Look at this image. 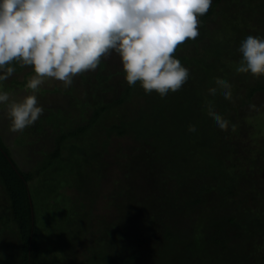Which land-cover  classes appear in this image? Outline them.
<instances>
[{
	"label": "trees",
	"instance_id": "trees-1",
	"mask_svg": "<svg viewBox=\"0 0 264 264\" xmlns=\"http://www.w3.org/2000/svg\"><path fill=\"white\" fill-rule=\"evenodd\" d=\"M221 1L215 0L200 17H223L220 29L206 33L202 26L199 35V40L206 37L213 58L190 56L182 45L175 53L190 71L179 91L162 98L155 91L145 93L139 82L134 87L126 82L120 94L100 101L91 112L84 103L85 121L78 125L63 105L48 108L37 125L40 131L52 130V149H36L43 157L36 156L37 167L31 169L19 165L0 132V185L10 201V217L0 219L14 223L20 239L9 264H63L69 258V264H76L77 246L88 235H98L104 244L98 264L264 262V255L255 254L258 242H264L263 206L257 203L259 197L264 201L258 190L259 178L264 179V136L241 145L230 137L220 141L206 104L211 102L220 115L230 108L231 100L219 89L215 96L209 94V88L217 87L215 78L227 80L233 95L248 79L226 69L230 56L239 57L248 35L264 38V0H239L243 6L233 16L227 6L217 8ZM251 85L250 96L264 90V80ZM189 125L196 131L190 132ZM112 165L113 177L124 175L108 181L115 186L125 183L127 191L118 189L113 199L124 194L131 198L125 197V213L111 214L108 209L110 218L104 213L106 222L97 230L94 203L82 202L104 193L103 171ZM71 189L75 194L67 193ZM248 196L254 204L247 211L228 208L230 202L239 205ZM89 262L94 264V259Z\"/></svg>",
	"mask_w": 264,
	"mask_h": 264
},
{
	"label": "clouds",
	"instance_id": "clouds-1",
	"mask_svg": "<svg viewBox=\"0 0 264 264\" xmlns=\"http://www.w3.org/2000/svg\"><path fill=\"white\" fill-rule=\"evenodd\" d=\"M213 0H0V82L16 71L14 62L29 66L32 75L25 85L32 94L10 101L0 92V105H6L9 131L23 133L43 114L35 93L49 79L69 88L74 78L95 71L113 51L121 59L130 87L139 82L144 92L155 91L162 98L179 91L190 71L175 53L188 40L200 35V17L207 14ZM242 59L237 73L264 76V38L248 35L239 47ZM217 87L232 100V85L215 78ZM208 115L224 131L229 121L206 101ZM255 108V105H252ZM188 130L195 132L194 125ZM236 131V125H231Z\"/></svg>",
	"mask_w": 264,
	"mask_h": 264
},
{
	"label": "rangeland",
	"instance_id": "rangeland-1",
	"mask_svg": "<svg viewBox=\"0 0 264 264\" xmlns=\"http://www.w3.org/2000/svg\"><path fill=\"white\" fill-rule=\"evenodd\" d=\"M214 1L215 0H213V2ZM238 1L239 0H222L217 8L219 9L221 7L227 6L226 10L229 12V15H237L243 6L240 5ZM256 16H259V14L257 13L253 19H256ZM222 18L223 17L221 15H212L206 21H202L201 18H199L200 35L203 34L201 31L202 26H206V33L207 29H214L215 31L216 29H220V20ZM223 37L224 36L222 35L220 38ZM205 38L203 40H199L198 36L196 40H188L185 42L182 47H185L184 51L190 56L196 55V53L200 55L206 54L209 56V59H212L214 55L209 51L208 42ZM241 59V53L239 54V57L230 56L231 62L229 67L226 69L227 71L234 69V77H248L243 86H241L242 88L233 95L232 100L229 103L230 108L225 113L221 114L223 118L229 121V129L228 131H224L217 126V123L214 124V126H217L216 132L220 141H222L224 138L230 137V142L236 141L237 145L260 141L264 136V90L257 91L252 96H250V87L252 86L251 82L254 83L256 80H264V76L258 79L252 76L250 73H237L235 69ZM11 66L15 67L16 71L6 81L0 82V92H8L10 94V101H19L23 99L24 96L32 94L29 90H26L25 85L27 80L32 75H34V71L29 66H25L20 69H17L18 64H12ZM234 77L232 79L237 82L236 78ZM125 83L126 79L121 59L119 55L113 51L111 56L102 60L101 64L95 71L86 72L75 77L73 84L69 88L65 89L61 82L54 79H49L40 86V91L35 93V95L37 96L39 105L44 109L43 113L47 112L48 108H52V106L63 105L64 108H66L65 113H68L72 121L78 125L85 121L84 114L86 113L82 114L81 112V108L84 103L87 102L86 104L89 105L87 109L89 112H91L92 107L97 106L100 101H108L109 98H115L116 94H120L124 90ZM239 104L241 105L239 109H231L232 106ZM252 105H255V108H253ZM214 111L216 112V110ZM42 115L40 117H42ZM38 120L33 126L26 128L23 133H12L9 131L10 120L7 116L6 105H0V132L4 136V141L11 148L17 162L25 170L37 167V165H35L37 156L36 149H42L44 147L42 153L46 152V150L52 149L51 141L53 132L47 127V129L40 131L37 125ZM232 124L236 125L235 132L231 130ZM46 140H48L49 143H44ZM38 156L41 157L42 155ZM114 172V165L110 167V170L103 171V174L106 177V184H104L105 181L102 183L106 188L104 193L100 192L95 197V199L93 198L90 201L87 199L86 201L82 202L84 204L94 203L91 205V208L92 211L95 209L92 213L95 215L94 221L97 224L95 227L97 230L102 228V221L103 223L106 222L104 213H106L110 218L108 209H110L112 212L111 214H114V211H119L121 214L125 213L127 209L125 206L128 205V203H125V197L127 201H130L131 198L130 195H128V197L125 196L127 193V191L124 189L125 183L122 185L119 183V185L115 186L116 183L113 185L112 180L108 181L109 178H123L124 174H119L118 177H113L115 174ZM258 187V190L264 194V179L259 178ZM108 188L113 192V194L107 190ZM118 189L124 190L125 194L123 197L116 196L117 198L113 199L115 196L114 194H116ZM67 193H74V189H71ZM242 199L241 204L239 205H235L230 202L231 205L229 203L228 208H231V206L233 208L236 207L240 212H243L247 211L249 207L253 206L254 199L252 197L248 196ZM111 201H117V204L122 203V207L119 209H116V207L114 208V206L117 204L115 203L114 206H112ZM258 202L261 206H263L261 211L264 214V201L261 199V197L258 198L257 203ZM124 203L125 206L123 205ZM9 205L10 201L5 194L3 187L0 185V217L3 218V220H7V218L10 217V211L8 209ZM209 207V209H212L213 204L209 205ZM97 211H100V213H97ZM3 220L0 219V264H9L13 262L14 256L20 248V239L18 237L15 224L12 222H9V224H4ZM97 237L98 235H88V237L84 239L83 243L78 244V248L76 249V264H90L89 258L94 259V264H98V258H100L101 254L100 251L104 244H101L99 241L100 237ZM258 245L259 247L256 245L255 254L259 258L260 256L264 255L263 240L259 241ZM69 261L70 258L69 260L67 259L63 264H69ZM70 263L72 262L70 261ZM59 264L62 263L59 262ZM255 264H264V262L260 261Z\"/></svg>",
	"mask_w": 264,
	"mask_h": 264
}]
</instances>
